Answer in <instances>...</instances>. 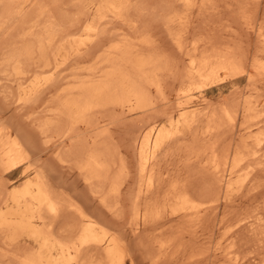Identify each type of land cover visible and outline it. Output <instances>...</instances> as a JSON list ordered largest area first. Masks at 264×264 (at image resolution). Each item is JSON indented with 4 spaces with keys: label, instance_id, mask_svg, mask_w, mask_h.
<instances>
[{
    "label": "rangeland",
    "instance_id": "1",
    "mask_svg": "<svg viewBox=\"0 0 264 264\" xmlns=\"http://www.w3.org/2000/svg\"><path fill=\"white\" fill-rule=\"evenodd\" d=\"M108 1L111 2L112 0H106L103 4L100 3L101 0L59 1L60 8L57 10L60 13V18L57 16L59 18L57 24L59 23L62 28L59 27V32H62L60 37H62L63 43L65 41L63 44V58L66 61L63 64L60 78L58 77L60 81L58 80L55 85H52V82H50L44 86L45 88L42 86V90L41 88L35 90L37 93H33L34 90L27 92L25 99L22 101H18L17 96H19L20 91L17 90L18 85L14 83V79L10 76L12 74L9 72L11 70H9L10 67L7 65L8 62H6L7 67L5 68L6 55L10 47L0 42L2 46L5 45V47L1 48L3 50L7 49L3 53L0 50V58H4L5 56V60L3 59L4 63L2 62L4 67L0 63V66L2 65L0 69L5 68V72H9L8 74H10L8 75L3 72L4 69L0 71V78L3 77V74L5 76L4 79L2 78L3 80L1 79L2 82L0 81V127L3 126L0 134V152L3 149H7L13 140H17L20 148H22L20 151H23L21 158L25 161L20 163L21 165H17L18 169L16 168L13 171L8 169L2 160L0 161L2 164H0V219L5 207L4 201L6 195L10 194L14 189H22L25 184L23 182L33 180L37 176L41 182L44 181L43 185L46 184V189L51 185L47 190L49 191L50 189V193L52 192L51 194L55 196L57 214L49 215L44 209H41L40 217H44L41 220L34 221L36 228L50 231L48 228L51 227L49 229H52L51 231L56 233L57 236L63 233H70V231H76L83 222L74 209L69 206L71 202L74 205L73 207L83 209L86 216L96 218L98 221L100 220L99 222L106 226L109 231H115L125 238L124 241L128 249V255L131 257L129 261L131 259L133 261L127 264H233V262H227L221 257H223L228 249L231 250L234 246L235 248L232 251L236 250V255L238 258H241V260H237L238 264H264V243L262 244L264 242V172H262L264 171L262 168L264 165L262 164L261 166V163H259L264 161V152H260L259 150L261 154L258 152L256 158L252 156L254 158L252 161L250 160L252 157L249 159L255 147L250 148V145H254L252 144L254 138H258L259 134L264 135V74L260 73V76H256L259 75L257 73L250 80L243 72L241 73L242 68L246 67L242 64L246 63L247 65L255 57L256 54L254 53L256 52L258 54L256 56L260 55V58H262L261 62L264 64V51H262V48L264 50V33L263 38L260 39L258 36L257 38L259 39L256 38V32L262 33L264 31V0H261V7H258L260 11H255L258 14L255 12H253L254 14H250L252 17L256 15V19H254L255 17H251L250 20L249 14L247 17L249 20H245L241 14L240 16L236 11L242 5L230 7V9L237 7L235 9L236 14L234 13V15L236 17L239 15V21L232 14L234 8L226 10L229 9L226 7L225 9L226 0H223L224 2L220 0L221 5L218 4L219 0L218 2L217 0L213 1L216 5L210 2L212 0L204 1L208 5L211 3L213 8H215L214 10L210 4L211 11L208 8L209 11L206 9L203 0H196L200 2L201 7L204 4L203 7L205 6L206 12L203 7L204 12L199 11L198 8L200 6L193 8L199 5L194 0L192 1L197 4L193 2L195 5L191 8H186L183 4H180V0H123L125 5L123 4L124 8L120 19L112 17L107 13V10L103 11L100 9L99 12L96 11L97 3L101 4V6L104 3L108 5ZM49 7H51V4L48 5L47 11H50ZM196 8L199 11L198 14L195 10ZM241 9H244V6L239 8V10ZM244 10L241 11L242 14ZM53 11H50V15L53 12L50 18L48 17L49 14L45 17V19L47 18L46 20L51 19L47 21L48 25H52V19L56 17L57 11L55 9ZM228 11L230 12L228 13ZM89 24L95 30L93 33L86 35V37L90 38L83 39L79 45L77 40L83 35L82 30L84 27ZM260 29L261 31H257ZM115 45L120 46L123 51L129 50L130 57L134 55L131 59L135 56L144 58V55L145 57L147 55V58L148 55L151 56L149 58L154 57L153 59L156 64L154 60L153 62L156 66H153V68H157V71H154L158 73L156 79L158 82L160 80L159 85L162 87L160 93L162 95L159 92L155 93L153 89L142 84L145 88L143 92L149 99L144 108L130 110L131 107L128 105V108L126 105H102L88 113L86 112L87 114L84 113L79 116L81 119L84 115L81 121L77 117L78 124H73L66 108L63 106H66L73 98L79 99L78 102L81 99V103L84 101L82 105L78 103L81 107L87 105L86 98L77 97L78 90L76 87L85 83H91L90 86L92 88L107 84L109 79H111L110 77L121 73L133 78L134 82L139 80L144 83L145 77L150 76L154 72L152 68H149L151 70L147 69V72L150 71L148 72L149 75H147V72H145L147 74L143 72L144 75L140 74V72L137 73V70L132 68V64L126 63L127 58L123 56L124 53L121 54L120 52L118 56L116 53H111V48ZM78 47L80 48L78 49ZM75 49L77 53H75ZM215 50H217V53L221 50L220 53L224 54H218L224 56L230 52L229 56H225L228 60L217 55ZM246 51H250V53ZM202 52H204L203 56L200 54ZM74 53L76 55H72ZM259 53H263L262 56ZM205 54L207 57L208 55L212 56V54H215L214 57H218V60L221 57L220 62L224 58L222 62L224 65L227 64L226 67L228 68L231 67L229 63L232 61V67L237 69V71L233 68L232 70L237 73L239 71L240 74L231 73L230 71L232 70H228L231 73L230 75L229 72L226 71L224 73L223 71L221 73L222 71L220 70V74L218 73L217 75L219 70L217 68H224L225 66L219 67L222 62L218 61L219 64L217 63V65L216 60H211L213 56L211 58L209 56L207 60L204 57ZM249 54L250 57L248 56V58L247 55ZM199 55L200 58H198ZM235 55H238V59ZM240 55L241 61L245 59L244 62L242 61V64H239L238 61L240 60ZM119 56L120 58L123 56L125 59L122 58L124 60H121L118 58ZM190 56L194 57L192 58L194 61L198 60V62H195L198 67L203 62V58H206L208 62L206 63V60H204V63L208 64L207 67H210L212 61L213 63L215 62L216 67L213 64L212 66L216 68L217 72L214 71V73L217 79L211 77L212 80L215 79L213 80L215 83L207 84L211 80H209L210 76L206 77L208 72L207 74L203 72L205 77L200 78V80L192 81L184 77L186 67L188 68V61L191 58ZM235 60L238 63H235ZM199 61L201 62L199 63ZM224 61H226V64ZM232 62L230 65H232ZM235 65H239V67ZM210 68L208 70L212 75L213 70L211 72ZM157 73L154 74L157 76ZM232 74L236 76H232ZM7 75L10 78H7ZM140 78H143V80H140ZM206 78L207 81L209 80L208 82L205 80ZM3 81L4 83L6 81L9 85H5L6 83L4 84ZM56 81L54 80V82ZM140 82L133 84H140ZM14 85H17V87ZM142 85L137 87L140 89ZM196 86L199 89H196ZM11 87L14 88L12 89ZM146 88L150 89L148 94L146 93L148 91V89L146 91ZM59 90L60 92H58ZM185 90L190 91L185 92ZM62 93H65L66 96ZM187 93L189 96H187ZM253 104L255 107L250 106ZM225 108L233 109V111L236 109L237 115L232 112L236 120L232 123L234 127H231L232 124L230 125L228 122V125L222 119L224 116L222 110H226ZM244 109H248L249 112H243ZM255 109L263 113L259 114ZM180 113L184 115L179 119ZM253 113L258 117L257 119ZM222 114L223 116H221ZM246 114L248 117H252V119L248 118L250 119L248 120ZM186 118L187 121H191L190 125L185 126L186 128L182 129L183 131L181 130L180 133L175 134L170 140H165L163 142L164 145L157 152V157L155 156L156 159L154 158L155 161H152L153 164L151 165L156 163V166L151 168L152 171H157L155 173L151 171L152 174L154 173L155 183L151 189L145 190L144 198L142 197L141 203L136 205V210L135 204L131 202V196L135 193L134 191L138 187V184L141 183L138 176L137 149L142 137L154 126L155 128L157 126V129H161L164 133L163 135H165L167 132L172 131L171 127L174 123L177 121L182 123L183 119ZM241 118L244 119L242 120ZM256 122L260 126L256 125L254 127L257 124ZM209 126L213 131L209 129ZM245 127L248 128L246 129ZM207 128L211 130V132L209 131L210 133ZM249 128L251 130H248ZM257 130L258 132L255 133ZM247 133H250L248 136H252V143L249 141L251 140L250 138L249 140L246 138L247 144L246 141H243L245 137H248ZM242 145H246L247 149ZM227 146L232 147L231 149L233 150L231 151L241 152L243 155L247 154L248 151L251 152L247 154L249 157L246 156V158L249 160L250 164H248L254 169L257 168V171H253L251 177L245 180L247 184H243L244 186L234 195L235 197L233 196L231 201H220V203L218 202L213 206L208 205L209 208L204 205L205 208L202 207L204 211L208 209L199 215H203L200 218L199 216H192L188 217V219L187 217L182 218L179 214H170L169 211L175 207H172L173 203L169 199L171 200L172 198V190L176 188L182 187L183 189L184 187L185 191H188L187 195L188 197L190 196L191 200H193L192 198L198 200L196 202L193 200L197 204L201 201H207L205 202L207 204L214 196L217 197L220 194L221 188L219 186L222 183L219 180L220 184H218V177L216 176V179L212 174L214 172L211 171V164L209 165V163H211V157L214 154H220L221 156L219 157L223 158L227 154H232L230 148ZM237 146H239L238 150L243 147L247 152L245 153V150L243 151L242 149V151L236 150ZM211 147H213L212 153H210ZM224 148L223 153L221 150ZM226 148H229L230 152ZM262 149L261 151H264ZM209 150L210 152H208ZM215 150L217 151L215 152ZM222 154L225 155L223 156ZM91 155L94 158L96 157L98 162L102 161L101 164L106 167L105 171L93 173L85 167L87 158ZM217 155L216 157L218 158ZM100 159L101 161H99ZM257 163L259 164L256 167ZM25 169L27 171L23 173ZM242 171L235 174L236 179L243 176L247 170L243 169ZM156 173L157 175H155ZM234 179L235 177H233L234 182L237 181ZM216 189L218 193L215 192ZM212 193L214 196H212ZM202 202L200 204H204ZM212 208L213 210H211ZM259 212L263 214L261 215ZM133 213H140L144 217L137 219ZM236 217L237 220L235 219ZM226 218L230 219L229 221L227 220L230 223L224 220ZM233 220L234 222H232ZM253 227L255 230H253ZM230 240L232 241V246H229ZM233 241L235 242L233 243ZM26 245L29 246L25 247ZM211 247L213 250H211ZM29 248H33V243L26 242L23 239L17 246L7 247L4 245L1 235L0 264H18L21 259L29 254L26 252L32 250H29ZM222 249L225 250L223 251ZM91 250L92 252H90ZM91 250L82 252L78 263L104 264L105 260L102 253L93 249Z\"/></svg>",
    "mask_w": 264,
    "mask_h": 264
},
{
    "label": "bare ground",
    "instance_id": "2",
    "mask_svg": "<svg viewBox=\"0 0 264 264\" xmlns=\"http://www.w3.org/2000/svg\"><path fill=\"white\" fill-rule=\"evenodd\" d=\"M59 1L60 0H0V42H2L1 44L5 43V45H7V47H10V49L8 50V54L6 55V60H5V56L4 58H0L2 59V61H0V63L3 65L4 61L3 59L5 60V65H6V62H8V67L9 72H11L12 75L8 74L7 72H5V68L7 67V65L4 67L3 65V69H0V71L2 70L3 72H5L6 74L10 75L11 78L14 79V83H17L18 85V89L20 91V94L18 97V101H22L25 99V96L27 94V92H30L32 90H34L33 93H35L36 91L35 90H39L42 86L43 88H45L44 86L48 85V83L52 82L51 84L52 85H55L59 78H60V75L62 73V68H63V64L65 61V59L63 58V41H62V37H60V34L62 32H59V27H60V24L58 25L57 24V21L59 20L60 18V13L59 11L57 10L58 8H60V4H59ZM106 1V0H105ZM103 0H101V4H103V2H105ZM181 3L180 4H183L186 8H191L193 7V2L196 1H192V0H180ZM198 1V0H197ZM196 1V2H197ZM206 1V0H203V2ZM208 1V0H207ZM214 0L210 1L211 3H214L213 2ZM222 2H224L223 0H221ZM227 3H225V9L226 7L229 8V9H226V10H232L233 8L230 9V7L236 5H242L244 6V9H241L239 10V8L241 7H236L239 13V15H243L245 20L247 19L248 17V14H249V19L251 20V17L252 15H250L251 13L255 12L257 10V12H259V8L261 7L260 4H261V0H226ZM109 2V3H108ZM108 5H106V3H104V5L101 6V4H98L97 3V8H96V11L99 12V10H107V13L110 14L112 17H114L115 19H120V15H121V12L124 8V2L123 0H112L111 2L108 1ZM194 2V3H196ZM218 2V0H217ZM216 2V3H217ZM220 2V0H219ZM218 4L221 5V2ZM51 4V7L54 8L57 12H58V15H57V12H56V17L55 19H52L53 23L52 25H48L47 24V21L48 20H51V19H48L46 20L45 17H47L46 15H48V17L50 18V16H52L53 14V10L51 7H49V10L50 11H53L52 14L50 15V11H47L48 9V5ZM198 4L200 2H197ZM196 3V4H197ZM205 3V2H204ZM209 3V5L211 4ZM264 3V2H263ZM83 4V3H82ZM124 4V5H123ZM201 4H202V1H201ZM208 3H205V6H206V9L208 8L210 10V7L207 5ZM217 4V5H218ZM224 4V3H223ZM222 4V6H223ZM92 5V4H91ZM204 4H202V7H203ZM216 5V4H215ZM219 5V6H220ZM90 6V5H89ZM197 6H200L199 5H196L194 6L193 8L197 7ZM204 6V7H205ZM221 6V7H222ZM260 6V7H259ZM201 7V6H200ZM198 8L199 11H203L202 7L201 8ZM203 7V8H204ZM211 7L213 8L212 4H211ZM224 7V6H223ZM259 7V8H258ZM51 8V9H50ZM105 8V9H103ZM192 8V9H193ZM217 8V7H216ZM219 8V7H218ZM232 10L234 12H232V14L234 15V13L236 14L235 12V9ZM258 8V9H257ZM204 8V11L206 10ZM207 9V10H208ZM215 10V8H213ZM224 9V10H225ZM92 10V9H91ZM197 11V8L195 9ZM208 10V11H209ZM243 14L241 11H243ZM189 11V10H188ZM197 11V14L198 12ZM203 11V12H204ZM211 11V10H210ZM46 12H49L46 14ZM101 12V11H100ZM206 12V11H205ZM214 12V11H213ZM212 12V13H213ZM218 12V11H217ZM216 12V13H217ZM225 12V11H224ZM227 12V11H226ZM230 11H228L229 13ZM255 12V13H257ZM123 13V12H122ZM210 13V12H209ZM215 13V14H216ZM219 13V12H218ZM227 13V14H228ZM237 13V15H238ZM203 14V13H201ZM254 14V13H253ZM258 14V13H257ZM207 15V13H206ZM239 15L236 17L238 18ZM240 15V16H241ZM57 16L59 18H57ZM122 16V15H121ZM198 16V15H197ZM255 17L254 19H256V15L253 16ZM252 17V18H253ZM53 18V17H51ZM243 18V19H244ZM240 19H242V17H240ZM247 19V20H249ZM253 19V20H254ZM46 20V21H45ZM239 21V18L236 19ZM243 21V20H242ZM236 22V21H235ZM245 22V21H244ZM243 24V22H241ZM245 24V23H244ZM240 25V24H239ZM246 25V24H245ZM242 27V26H241ZM251 27V26H250ZM61 28V27H60ZM246 28V27H245ZM62 29V28H61ZM60 29V30H61ZM262 29V28H261ZM260 30H257V31H261ZM94 28L89 24V25H86L84 27V29L82 30V33L83 35H81L78 40H77V43L80 45L81 42L83 41V39H89L88 37H86V35L88 34H91L94 32ZM243 30V29H242ZM247 30V29H245ZM254 30V29H253ZM252 31V29H251ZM257 35H256V38L257 36L261 39L263 38V33H259V32H256ZM62 35V34H61ZM254 35V34H253ZM85 36V37H84ZM255 36V35H254ZM75 38V37H74ZM257 38V39H259ZM72 39V38H70ZM264 39V38H263ZM262 39V40H263ZM178 42V41H177ZM8 43V44H6ZM264 43V42H263ZM0 44V48L2 47H5V45H1ZM69 44V43H68ZM261 45V43H259ZM66 46V44H65ZM73 46V45H72ZM135 46V45H134ZM262 46V45H261ZM196 47V46H195ZM194 47V48H195ZM199 47V46H198ZM263 47V46H262ZM261 47V48H262ZM0 49L3 53L4 50H7V49ZM73 48V47H72ZM80 47H78L79 49ZM179 48V47H178ZM193 48V49H194ZM227 48V47H226ZM74 49V48H73ZM111 53L114 54L116 53V55L118 56V53L121 52V54H123V56L126 59V63H128L129 65L132 64V68H134L135 70H137V73L140 72V74H143L145 72H147V69L150 70L149 68H152V70H156L157 71V68L154 69L153 66L155 67L156 65V62L153 58H149L151 57L150 55H148V58H147V55L145 57L144 55V58H140L141 56L137 57H133L131 59L133 53V51L131 52L132 56L130 57V51L127 50V51H123L122 48L120 46H114L113 48H111ZM134 49V48H133ZM183 49V48H182ZM132 50V49H131ZM197 50V49H196ZM224 50V49H223ZM222 50V51H223ZM227 50V49H226ZM230 50V49H229ZM228 50V51H229ZM238 50V49H236ZM249 50V49H248ZM66 51V50H65ZM193 51V50H192ZM195 51V49H194ZM193 51V52H194ZM216 54L219 55V54H224V53H220L221 50H219V54L217 53V50H215ZM233 51V50H232ZM261 51V50H260ZM262 51L263 48H262ZM197 52V51H196ZM225 52V51H224ZM237 52V51H236ZM248 53H250V51H246ZM245 52V53H246ZM75 53L76 52V49H75ZM72 54V55H76V54ZM84 53V52H83ZM149 53V52H148ZM203 53V54H202ZM200 53L202 56L204 55V52ZM213 53V52H212ZM225 53H228L227 51ZM230 53V52H229ZM229 53L225 56H229ZM232 53V52H231ZM240 53V52H239ZM246 53V54H248ZM1 54V52H0ZM6 54V52H5ZM87 54V53H86ZM199 54V53H198ZM197 54V55H198ZM256 55V53H254ZM262 54L263 53H259ZM67 55V54H66ZM71 55V53H70ZM89 55V54H87ZM86 55V56H87ZM111 55V54H110ZM232 55V54H230ZM241 55H245V54H241ZM241 55H240V60L239 61V64L241 63L242 64V61L244 62L245 59L241 61ZM254 58H252V60L246 65V63H243L242 65L246 66L244 68H242L241 70V73L243 72L248 79H252L254 75H256L257 73L259 75H256V76H260V73L261 74H264V64H262L261 60L262 58H260V55L259 56H256ZM91 56V55H90ZM123 56H121L122 58H124ZM143 56V55H142ZM210 55H208V57L205 56L208 60ZM213 56V57H212ZM212 56H210L211 60H216V64L218 63V61L220 62V59L221 57L219 58V60L214 57L215 54ZM219 56H222L225 58L224 55H219ZM236 56V55H235ZM238 56V55H237ZM236 56V57H237ZM250 57V54L247 55V57ZM190 61H188L189 63L187 64L188 68L186 67V70H185V78L186 79H189V80H200V78H204L205 77V74H210L209 73V70L208 68H210L213 65H215L216 67V64L215 62L213 63H210V67H207L208 64L206 65L207 60L206 58H203V64L200 63L201 61H199L200 65L199 67L196 65L197 63L195 62H198V60L194 61L192 58V56H190ZM198 57V56H196ZM231 57V56H230ZM229 57V59H231ZM234 57V56H233ZM243 57V56H242ZM248 57V58H249ZM67 58H68V55H67ZM66 58V59H67ZM70 58V57H69ZM120 58V56L118 57ZM117 58V59H118ZM120 58L121 60H124ZM189 58V57H188ZM200 58V55L199 57ZM196 58V59H198ZM201 58V59H202ZM224 58L222 59V61L224 60ZM227 58V57H226ZM225 58V59H226ZM235 58V57H234ZM247 58V59H248ZM200 59V60H201ZM233 59V58H232ZM236 59V58H235ZM238 59V57H237ZM155 64H154V62ZM193 60V61H192ZM204 60H206L204 63ZM210 60V59H209ZM228 60V58L226 59ZM221 61V62H222ZM231 61V60H230ZM236 61V60H235ZM241 61V62H240ZM3 62V63H2ZM211 62V61H209ZM220 62V63H221ZM225 64H226V61H224ZM232 62V61H231ZM230 62V63H231ZM229 63V69L228 67H226V65L223 64V62L219 65L220 66H223L224 68H217L219 69L218 72L215 70L216 68H213L214 66H212L211 69V72H212V75H206L207 76H210L209 77V80L211 79V77H217L215 76V73L214 71L217 72V75L218 73L220 72V70L222 71L221 73H224L227 71L229 72L228 70H232V66H233V62H232V65H230ZM235 63H238L237 61ZM219 64V63H218ZM217 64V65H218ZM1 65V66H2ZM0 66V67H1ZM236 67H239V65H235ZM74 67V66H73ZM131 67V66H130ZM218 67V66H217ZM241 68V66H240ZM8 69V68H7ZM6 69V70H7ZM234 69V68H233ZM239 69V68H238ZM237 71V69H234ZM151 71V70H150ZM148 71V72H150ZM154 71L151 73L150 76H144L145 79H144V83L140 82L139 80L136 81V82H140L137 83L139 84L140 86L142 84H145L146 87L150 88V89H153L156 92H159L160 93V89L162 87H160V80L158 82V80L156 79V77H158V73ZM233 71V70H232ZM230 71L231 73H235V74H240V72L238 71L235 72V71ZM144 72V73H143ZM147 72V73H148ZM159 72V70H158ZM203 72L205 74H203ZM229 72V74L231 75V73ZM145 73V74H147ZM154 73H157V76L154 74ZM5 74V75H6ZM49 74V76H48ZM204 76H203V75ZM214 74V75H213ZM220 74V73H219ZM227 74V73H226ZM235 74H232V76H236ZM238 74V75H239ZM243 74V75H244ZM7 75V78H10L9 76ZM130 75V74H129ZM149 75V73L147 74ZM242 75V76H243ZM44 76V77H43ZM46 76H48L47 78H45ZM140 76V75H139ZM225 76V75H224ZM1 77H2V74H1ZM4 74H3V79H4ZM59 77V78H58ZM141 77V76H140ZM2 78H0V81L2 82ZM58 78V79H57ZM62 78V77H61ZM111 79H109V82L107 84H103V85H99V86H96V87H91L90 84H83L79 87H76L77 90H78V94H77V97H83L86 101H87V105H85L84 107L81 105L84 104L83 102L81 103V99L80 101L78 102L79 99H76V98H73L71 99V101H69V103H67L66 106H63L64 108H66L67 110V113L69 115V118L71 119V122L73 124H78L79 121H81V119L83 118V116L81 117V119L79 118V116H81L82 114L84 113H88L90 112L91 110H93L94 108H98L102 105H109V104H112V105H119V106H123V105H126V107L128 108L131 107L130 110L132 109H142L144 108L147 103H148V96L146 94H144L143 92V89L145 90V88L143 87L144 85H142V89L138 88L139 85H135L133 83H136L134 82V79L125 75V74H118V75H115L113 77H110ZM198 78V79H196ZM220 78V77H219ZM245 78V77H244ZM257 78V77H256ZM2 79V80H1ZM13 79H9V80H13ZM57 79V81H56ZM133 79V80H132ZM217 79V78H216ZM6 80V79H5ZM54 80L56 82H54ZM140 80H143V78ZM188 80V81H189ZM207 81V78L205 79ZM208 80V81H209ZM215 80V79H213ZM213 80L211 79L209 83L207 84H211L213 82ZM60 81V80H59ZM133 81V82H132ZM204 81V79H203ZM207 81V82H208ZM54 82V83H53ZM91 82V81H90ZM100 82V81H99ZM191 82V81H190ZM4 83V81H3ZM6 83V84H5ZM5 85H9L7 84V82L5 81ZM9 83V81H8ZM13 83V82H12ZM93 83H96V82H93ZM189 83V82H188ZM215 83V81L213 82ZM11 86H13V84L10 83ZM17 85H14L17 87ZM135 85V86H134ZM204 85H205V82H204ZM250 85V84H249ZM138 86V87H137ZM206 86V85H205ZM5 87V86H4ZM15 87V88H16ZM190 87V86H189ZM201 87V86H200ZM12 88V87H11ZM14 88V87H13ZM12 88V89H13ZM146 88V91L147 89ZM150 89H148V91L146 92L148 94V92L150 91ZM188 89V88H187ZM190 89V88H189ZM196 89H199L197 88L196 86ZM42 90V88H41ZM65 90H68V89H65ZM72 90V89H70ZM193 90H195L193 88ZM46 91V90H45ZM64 91V90H63ZM62 91V92H63ZM162 91V89H161ZM190 90L186 91L185 92H189ZM56 92V91H55ZM60 92V90L58 91ZM74 92V91H72ZM32 93V94H33ZM37 93V92H36ZM67 93V92H66ZM76 93V92H75ZM30 94V93H28ZM57 94V93H56ZM62 94H65V93H62ZM18 95V94H17ZM36 95V94H35ZM160 95H162L160 93ZM181 95V94H180ZM186 95V94H185ZM30 96V95H29ZM34 96V95H33ZM66 96V94H65ZM73 96V95H72ZM187 96L188 93H187ZM149 97H151L149 95ZM183 97V96H182ZM192 97V96H191ZM29 98V97H27ZM32 98V97H31ZM68 98V97H67ZM72 98V97H71ZM194 98V97H193ZM30 99V98H29ZM177 99V98H176ZM191 99V98H190ZM83 100V99H82ZM28 101V100H27ZM39 101V100H38ZM68 101V99H67ZM151 101V100H150ZM188 101V100H187ZM191 102V100H189ZM66 102V100H65ZM254 102V101H253ZM80 103V104H78ZM255 103V102H254ZM65 104V103H64ZM171 104V103H170ZM257 104V103H255ZM80 105V106H79ZM128 105V106H127ZM249 105V104H248ZM258 105V104H257ZM263 105V104H262ZM250 106H254L253 105H250ZM105 107V106H103ZM255 107V106H254ZM262 107V106H261ZM226 109V108H225ZM228 109V111H227ZM226 110H222V112L224 113V116L223 114L221 116L223 121L225 120V123H227L230 125L233 123V121L235 120L234 118V114L232 112H234L236 114V109H234L235 111H233V109H230V108H227ZM147 110V109H146ZM196 110V109H195ZM231 112H230V111ZM256 111L258 109H255ZM129 111V110H128ZM181 111V110H180ZM249 112L248 109H244L243 112ZM62 112V111H61ZM143 112V111H142ZM146 112V111H145ZM148 112V111H147ZM255 112V111H254ZM258 112V111H257ZM86 113V114H87ZM184 113V112H183ZM183 113H180V115L178 116L179 119L180 117H182L184 114ZM196 113V112H195ZM251 113V112H250ZM256 113V112H255ZM255 113H253V115H255ZM259 114H262L263 112L260 113V111L258 112ZM66 114V113H64ZM90 114V113H89ZM257 114V113H256ZM188 115V114H187ZM237 115V114H236ZM235 115V116H236ZM247 115V114H246ZM259 116V115H258ZM262 116V115H261ZM62 117V116H61ZM79 118V121L77 120ZM256 117V115L254 116ZM246 118V117H245ZM250 118L248 117L247 115V119ZM258 117H256L257 119ZM260 118V117H259ZM69 119V120H70ZM89 119V118H88ZM237 119V118H236ZM242 119V118H241ZM244 119V118H243ZM242 119V120H243ZM252 119V117L250 118ZM248 119V120H250ZM63 120V119H62ZM247 120V122H248ZM260 120V119H258ZM236 121V120H235ZM246 121V119H245ZM64 122V121H63ZM191 122V121H190ZM189 121H187V118L186 119H183V122L180 124L178 121L176 123L173 124V126L171 127L172 128V131L171 132H167L165 135H163V131L161 129H157V126L155 128L152 127L147 133H145V135L142 137L141 139V142H140V145L138 146V152H137V158H138V176H139V182H141L140 184H138V187H136L135 189V193H133V195L131 196V202H133L134 206H136L137 204L141 203V198L143 197L144 198V194H145V190L148 191V189H151V187L153 186V184L155 183V179H154V173L157 172V171H152V167L156 166V163H154V165H151L153 164L152 161L154 160L155 161V156L157 155V152L160 151L163 142L165 140H170V138H172L175 134L177 133H180L182 129L186 128L185 126H188L190 125ZM229 122V123H228ZM252 122V120H251ZM259 122V121H258ZM173 123V122H171ZM235 123V122H234ZM257 123V122H256ZM262 123V122H260ZM1 124V123H0ZM60 124V123H59ZM71 124V125H73ZM180 124V125H179ZM210 124V123H209ZM224 124V123H222ZM70 125V126H71ZM90 125V124H88ZM235 125V124H234ZM243 125V124H242ZM257 124H255L254 127H256ZM1 126V125H0ZM163 126V125H162ZM260 126V125H258ZM262 126V125H261ZM3 127V126H2ZM2 127H0V134L2 132ZM8 127V126H7ZM190 127V126H189ZM206 127V126H205ZM213 127V126H212ZM217 128H219L218 126H216ZM215 127V128H216ZM231 127H234L233 124L231 125ZM71 128V127H70ZM164 128V127H163ZM214 128V129H215ZM246 128V127H245ZM248 128V127H247ZM246 128V129H247ZM259 128V127H257ZM74 129V128H72ZM88 129V128H87ZM209 129H211V127L209 126ZM208 130V132L211 130ZM244 129V128H243ZM261 129V128H260ZM259 129V130H260ZM69 130V129H68ZM248 130H251L250 128ZM264 130V129H263ZM183 131V130H182ZM213 131V130H212ZM166 132V131H165ZM207 132V133H208ZM209 132V133H210ZM252 132V131H251ZM258 130L255 132L257 133ZM17 133V132H16ZM215 133V132H214ZM19 134V133H18ZM250 135V133L248 134L247 133V136ZM4 136V135H3ZM19 136V135H18ZM72 136V135H71ZM25 137V136H24ZM74 137V136H73ZM252 136H248V137H245L243 139V141H246V138L247 140H249V138L251 139ZM256 137H257V134H256ZM260 137V138H259ZM259 137L258 138H254V142L251 140H249L252 144L254 145H250V148L255 146L254 147V151L251 152H247L245 150V147L243 149L240 148V150L242 149L243 151L245 150V153L247 152V154H250V157L247 156V154L243 155L241 152H233L231 150L232 147L231 146H227L230 148V151L232 152V154H227L226 156H224L225 154H222L224 156L223 157H219L221 156L218 152L219 155L218 158L216 157V155H213L211 157V163H209V165L211 166V171L214 172L212 173L215 178L217 179L218 177V182L220 180V182L222 183L221 186H219L218 184H220V182L217 184V186H219L221 188V191L220 189H218L220 192V194H216L217 197L214 196V194L212 193V196H214L213 199H211V201H209L207 204H205V202L207 201H203L204 204H197L195 203L196 199L192 198L193 200H195V202L193 200H191L190 196L188 197L187 195V192L185 191L184 187L182 189V187L180 186H177V187H180L179 189H175V190H172L173 193H172V198L171 200L169 199L170 202L173 203V206L172 207H175L174 209L172 208L169 213L170 214H174V215H178L181 216L182 218H188V217H192V216H195V217H198L202 212L204 213L205 211H207V209L209 208L208 205H214V204H217L218 202L220 203V201L222 202H226V201H231L233 199V196L237 194V192L242 188V186H244L243 184L246 183L245 180L246 179H249L251 177V175L253 174L252 172L253 171H257L256 169L252 168V166H250L249 164V160L247 157H249V159L253 156L256 158V155L257 153L259 152H264V151H261L263 145H264V135L263 134H259ZM20 138V137H19ZM71 138V137H70ZM6 140V139H5ZM219 140V139H218ZM23 141V140H22ZM25 141V140H24ZM248 141V142H249ZM250 143V144H251ZM7 144V143H6ZM245 144V143H243ZM246 144H247V141H246ZM249 144V143H248ZM228 145V144H227ZM241 146V145H240ZM249 146V145H248ZM247 146V147H248ZM212 148L211 147V152L210 150L208 152L212 153ZM216 148V147H215ZM229 148H226V150L229 151ZM236 148V147H235ZM234 148V149H235ZM256 148V150H255ZM20 145H19V142H17V140H13L12 143L10 144V146L7 148V149H3L1 152H0V161L2 160L4 162V164L7 166L8 169H10L11 171L15 170L16 168L18 169V166L20 163L22 162H25L22 158H21V154H23L22 152L23 151H20ZM28 149V148H27ZM25 149V150H27ZM239 149V146H237V149ZM247 149V148H246ZM249 149V148H248ZM264 149V147H263ZM262 149V150H263ZM225 150V148L223 150H221L222 152ZM238 150V151H240ZM241 150V151H242ZM251 150V149H249ZM253 150V149H252ZM205 151V150H204ZM214 151V149H213ZM217 150H215L216 152ZM220 151V152H221ZM227 152V151H226ZM259 152V153H260ZM203 153V151H202ZM207 153V152H206ZM224 153V152H223ZM201 154V153H200ZM261 154V153H260ZM259 154V155H260ZM208 155V154H207ZM211 155V154H210ZM202 156V155H201ZM99 157V156H98ZM157 157V156H156ZM204 157V156H203ZM202 157V158H203ZM251 158L250 160L252 161L254 158ZM24 158V157H23ZM155 158V159H154ZM197 158V157H196ZM199 158V156H198ZM220 158V159H219ZM259 158V157H258ZM261 158V157H260ZM259 158V159H260ZM106 159V158H105ZM210 159V158H209ZM247 159V160H246ZM262 159V158H261ZM264 159V158H263ZM199 160V159H198ZM220 160V161H219ZM257 160V159H255ZM101 161V159L99 160ZM105 161V160H104ZM201 161V160H200ZM199 161V162H200ZM223 163H222V162ZM247 161V162H245ZM258 161V160H257ZM262 161V160H261ZM102 162V161H101ZM101 162H98V159L96 160V157L94 158V156H89L87 158V162H86V168L90 171H92L93 173H98V172H103L106 170V167L101 164ZM256 162V161H255ZM264 161L262 162H259L261 163L260 165L262 166V164L264 165L263 163ZM249 163V164H248ZM256 165V167L258 166V164ZM1 164V162H0ZM29 164V163H28ZM253 164V163H252ZM251 164V165H252ZM2 165V164H1ZM21 165V164H20ZM254 165V164H253ZM259 165V166H260ZM30 166V165H29ZM151 166V167H150ZM254 167V166H253ZM209 168V167H208ZM261 168V167H260ZM264 169V167H262ZM29 169V168H28ZM40 169V168H39ZM207 169V168H206ZM243 169H245V173L243 176L241 177H237L236 179V176L235 174H237L238 172L240 173V171H242ZM259 169V168H258ZM27 171V169H25L23 171V173H25ZM112 171V170H111ZM154 172L153 174L151 173ZM210 171V172H211ZM259 171H261L259 169ZM243 172V171H242ZM241 172V173H242ZM264 172V171H262ZM40 173V172H39ZM255 173V172H254ZM257 173V172H256ZM36 174V172H35ZM38 174V173H37ZM42 175H44L42 173ZM157 175V173L155 174ZM239 175V174H238ZM45 176V175H44ZM217 176V177H216ZM235 177V179L237 181H233V177ZM255 176V175H254ZM252 176V177H254ZM53 178V177H52ZM255 178V177H254ZM29 179V178H28ZM42 179V178H41ZM234 179V180H235ZM239 179V181H238ZM253 179V178H252ZM27 180V179H26ZM254 180V179H253ZM216 181V182H217ZM43 182H41V180L39 179V177L36 176V178H34L33 180H27L26 182H23L25 183L24 186L22 187V189L20 188V190H16L14 189L10 194L6 195V198H5V201H4V204H5V207H4V210L2 211V218L0 219V233L2 235V239H3V242H4V245H6L7 247H10V246H17V244L20 243V241L23 239L24 241L26 242H31L33 243V248H29L32 249L28 252H26L28 255L21 259L20 262L18 264H79L78 263V259L79 257L81 256V253L84 251H89L91 249L93 250H96V251H100V253H102V255L104 256V264H127L128 262H131L132 259L129 261V255H128V249H127V246L125 245V238L120 236L119 233H116L115 231L111 232L108 230V228L106 226H104L102 223H100L98 221V219L96 218H91L89 216H86L84 214V210L79 208V207H73L74 205L70 202L69 203V206L72 207L74 209V211L76 212V214L79 216V218L82 220V225L76 230V231H70V233H63L62 235L60 236H57L56 233H54L53 231H51L52 229H49L51 227L48 228V230L50 231H47V229L44 231L43 229H39V228H36L35 227V224H34V221L35 220H41L42 218L40 217V211L41 209H44L46 211V213H48L49 215H55L57 214V203H56V199H55V196L53 194L50 193V189L49 191L47 190L49 187H45V185H43ZM138 182V183H139ZM178 182V180H177ZM249 183V182H248ZM247 184V183H246ZM247 186V185H246ZM106 187V186H105ZM211 188V187H210ZM213 188V187H212ZM217 188V187H215ZM53 189V188H52ZM54 190V189H53ZM146 191V192H147ZM191 192V191H190ZM214 192V191H212ZM216 193L217 192V189L215 190ZM6 193V192H5ZM55 194V193H54ZM5 195V194H4ZM3 195V196H4ZM158 195V194H157ZM203 195V194H202ZM198 196V195H197ZM193 197V196H192ZM235 197V196H234ZM133 199V200H132ZM72 200V199H71ZM143 200V199H142ZM150 200V199H149ZM147 201V200H146ZM151 201V200H150ZM74 202V201H73ZM202 202V203H203ZM59 204V203H58ZM169 204V203H168ZM231 204V203H230ZM264 204V203H263ZM143 205V204H142ZM151 205V204H150ZM172 205V204H171ZM170 205V206H171ZM204 205L206 207H208L205 211L202 207H204ZM131 206V205H130ZM145 206V205H144ZM229 206V205H228ZM264 206V205H263ZM1 207V206H0ZM65 207V206H64ZM149 207V206H148ZM224 207V206H223ZM227 207V206H226ZM232 207V206H231ZM262 207V206H261ZM139 208V206H138ZM145 208V207H144ZM150 208V207H149ZM205 208V207H204ZM217 208V207H216ZM134 209V208H133ZM166 209V208H165ZM136 210H137V206H136ZM213 210V208L211 209ZM217 210V209H216ZM260 210V209H258ZM264 210V208H263ZM139 211V209H138ZM141 211V210H140ZM146 211V210H145ZM144 211V212H145ZM215 211V210H214ZM255 212V211H254ZM264 212V211H263ZM257 213V212H256ZM260 213V212H259ZM1 214V213H0ZM135 214V213H133ZM160 214V213H159ZM261 214V213H260ZM263 214V213H262ZM261 214V215H262ZM36 215V216H35ZM44 215V214H43ZM264 215V214H263ZM203 216V215H202ZM202 216H199L202 217ZM245 216V215H244ZM144 215H140L139 214H135V218L137 219H140V218H143ZM252 217V216H251ZM224 218V217H222ZM231 218V217H230ZM164 219V218H163ZM189 219V218H188ZM237 220V217L235 218ZM80 220V221H81ZM180 220V219H179ZM224 220H228L227 218L224 219ZM223 220V221H224ZM230 220V219H229ZM228 220V221H229ZM239 220H241L239 218ZM245 220V219H244ZM43 221V220H42ZM41 221V222H42ZM136 221V219H135ZM176 221V220H175ZM222 221V220H221ZM227 221V222H228ZM44 222V221H43ZM167 222V221H166ZM234 222V220L232 221ZM244 222V221H243ZM252 222V221H251ZM179 223V222H178ZM226 223V222H225ZM230 223V222H228ZM248 223V222H247ZM43 224V223H42ZM131 224V223H130ZM227 224V223H226ZM143 225V224H142ZM214 225V224H213ZM259 225V224H258ZM45 226V225H44ZM43 226V227H44ZM134 226V225H133ZM230 226V225H229ZM240 226V225H239ZM137 227V225H136ZM155 227V226H154ZM224 227V226H223ZM249 227V226H248ZM251 227V226H250ZM259 227V226H258ZM261 227V226H260ZM46 228V227H45ZM229 228V227H228ZM239 228V227H238ZM262 228V227H261ZM110 229V228H109ZM115 229V227H114ZM231 229V228H230ZM250 230V229H249ZM252 230V229H251ZM253 230H255V228L253 227ZM259 231V230H258ZM235 232H238V231H235ZM58 233V232H57ZM234 233V232H233ZM119 234V235H118ZM176 234V233H175ZM0 235V236H1ZM123 235V234H122ZM174 235V234H173ZM233 235V234H232ZM231 235V237H232ZM237 235V234H236ZM178 236V234H177ZM205 237V236H204ZM258 237V236H257ZM197 238V237H196ZM220 239V238H219ZM227 239V238H226ZM190 240V239H189ZM218 241V240H217ZM227 241V240H226ZM263 241V240H261ZM173 242V241H172ZM177 242V241H176ZM196 242V241H195ZM209 242V241H208ZM212 242V240H211ZM235 241H233L234 243ZM178 243V242H177ZM224 243V242H223ZM222 243V244H223ZM264 242H262L263 244ZM23 244H25L23 242ZM210 244V243H208ZM228 244V243H226ZM229 246H232V241L230 240L229 242ZM239 244V242H238ZM30 245V244H29ZM29 245H26L25 247H28ZM211 245V244H210ZM217 245V244H216ZM236 245V244H235ZM240 245V244H239ZM242 245V244H241ZM31 246V245H30ZM225 246V245H224ZM227 246V245H226ZM228 246V247H229ZM234 246V245H233ZM202 247V246H201ZM205 247V246H204ZM221 247V246H220ZM238 247V246H237ZM243 247V246H242ZM217 248V247H215ZM226 248V247H225ZM235 248V246H234ZM234 248L232 247V249L234 250ZM240 248V246H239ZM264 248V246H263ZM262 248V249H263ZM27 249V248H26ZM210 249V248H209ZM208 249V250H209ZM232 249H228L230 251H226L223 255V257L221 258H224V260H226L227 262H233V264L237 263V260L241 258H238V256L236 255V250L235 251H232ZM237 249V248H236ZM258 249V248H257ZM260 249V248H259ZM261 249V250H262ZM207 250V249H206ZM211 250L212 247H211ZM223 250V249H222ZM225 250V249H224ZM223 250V251H224ZM256 250V249H255ZM264 250V249H263ZM262 250V251H263ZM3 251V250H2ZM26 251V250H25ZM32 251V252H31ZM222 251V252H223ZM92 252V250L90 251ZM199 252V251H198ZM202 252V251H201ZM219 252H221L219 250ZM89 253V252H88ZM94 253V252H93ZM197 253V252H196ZM211 253V252H210ZM130 254V253H129ZM198 254V253H197ZM195 254V255H197ZM213 254V253H212ZM238 254V253H237ZM101 255V256H102ZM194 255V256H195ZM259 255V254H258ZM179 256V255H178ZM201 256V255H200ZM241 256V255H240ZM247 256V255H246ZM155 257V256H154ZM171 257V256H170ZM206 257V256H205ZM134 258V257H133ZM151 258V257H150ZM214 258V257H213ZM263 258V257H262ZM103 259V258H102ZM202 259V258H201ZM200 259V260H201ZM205 259V258H204ZM212 259V258H211ZM167 260V259H166ZM175 260V259H174ZM196 260V259H195ZM19 261V260H18ZM85 261V260H84ZM205 261V260H204ZM133 262V261H132ZM162 262V261H161ZM181 262V261H180ZM254 262V261H253ZM219 263V262H218ZM130 264V263H129ZM135 264V263H134ZM174 264V263H173ZM204 264V263H203ZM238 264V263H237ZM243 264V263H242Z\"/></svg>",
    "mask_w": 264,
    "mask_h": 264
}]
</instances>
